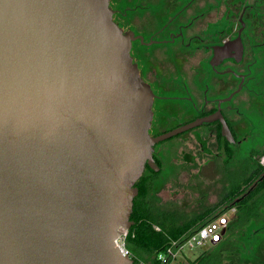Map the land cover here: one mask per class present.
<instances>
[{
  "label": "water",
  "instance_id": "95a60500",
  "mask_svg": "<svg viewBox=\"0 0 264 264\" xmlns=\"http://www.w3.org/2000/svg\"><path fill=\"white\" fill-rule=\"evenodd\" d=\"M113 14L110 0H0V264H135L116 241L155 146L217 118L232 141L219 113L150 135L141 37Z\"/></svg>",
  "mask_w": 264,
  "mask_h": 264
},
{
  "label": "flooded vegetation",
  "instance_id": "af4514ba",
  "mask_svg": "<svg viewBox=\"0 0 264 264\" xmlns=\"http://www.w3.org/2000/svg\"><path fill=\"white\" fill-rule=\"evenodd\" d=\"M182 1L141 0L140 6L120 10L118 0H110V7L114 21L125 33L141 37L133 41L131 55L155 95L151 136L219 113L232 141L223 135L219 118L172 137L191 134L187 141L194 151L183 154L184 160L188 154V164L209 168L221 161L233 165L238 161L233 146L244 142L260 146L240 169L245 173L244 183L228 209L232 217L222 241L205 251L219 255L222 264H264V0H202L204 7L199 13L194 9L197 0ZM153 6H161L169 15L159 28V18L164 21L165 17ZM199 21L203 26L196 29ZM144 33L150 34L147 43ZM161 35L166 38L159 39ZM140 42L156 48L134 51ZM174 115L189 120L165 130L161 124L166 116ZM156 146L155 167L147 164L144 174L161 171ZM250 225L257 226L251 235Z\"/></svg>",
  "mask_w": 264,
  "mask_h": 264
},
{
  "label": "rangeland",
  "instance_id": "374dc122",
  "mask_svg": "<svg viewBox=\"0 0 264 264\" xmlns=\"http://www.w3.org/2000/svg\"><path fill=\"white\" fill-rule=\"evenodd\" d=\"M182 2L187 3V0ZM141 0H118L117 8L123 9L124 7H136L140 6ZM204 1L197 0L194 6L195 13H199L200 8H203ZM156 8V6H153ZM160 12V16H164V21L160 17L158 20V28L161 27L167 20L168 13L165 14L161 6L156 8ZM162 11V12H161ZM170 13V14H174ZM161 20V21H160ZM203 26V22L199 21L196 25L198 27ZM219 26V25H218ZM145 43L149 40L150 34L144 33ZM166 38V36H159V39ZM141 44L134 45V51L145 50L153 51L156 46H147L144 42ZM135 56V52L133 53ZM140 69H144V66L140 64ZM193 116H198L197 114H192ZM163 121L162 127L166 129H171L179 124L186 123L189 119L183 115H174L173 118H169ZM175 130V129H174ZM173 131L169 130L168 132ZM188 138L192 139L191 134L184 135L182 138L178 139H167L159 143L157 148L156 157L159 160V165H161V171L156 177V191L150 196L151 203L155 212H160L166 216L171 222L181 225L195 216L203 213L208 209L217 207L216 210L207 219H210L218 214L223 209L227 208V204L216 206L228 192L239 187L244 183L243 171H240L244 166H246L249 160L250 153L259 148L260 146L252 145L250 143H242V145L233 146L232 152L238 155V161L232 162L234 165H226L221 161L213 163L209 168L200 167L199 165L188 164V154L185 155V160L183 159V154L188 152H193L192 143L187 141ZM234 160V159H233ZM198 163H203V158L199 157ZM226 216L232 217L230 210L226 211ZM257 226H248V232L250 235ZM156 230H160L156 227ZM203 250L195 248L193 251L186 254L189 260H197L202 254ZM215 255V254H214ZM217 263L222 264V259L219 255H216ZM193 261V262H194ZM192 264V262L190 263Z\"/></svg>",
  "mask_w": 264,
  "mask_h": 264
},
{
  "label": "trees",
  "instance_id": "16d2710c",
  "mask_svg": "<svg viewBox=\"0 0 264 264\" xmlns=\"http://www.w3.org/2000/svg\"><path fill=\"white\" fill-rule=\"evenodd\" d=\"M158 174L150 170L135 184L139 189V194L134 200V211L131 216L133 225L129 229L126 238V248L134 259L135 264H157L156 256L165 250L172 239L180 238L192 228L212 220L214 217L207 218L217 208L208 209L181 225L171 222L162 213H156L151 203L150 196L157 189L155 180ZM240 192V188L235 187L216 206L227 204V208L221 211L222 213L226 212L232 207V202L239 197ZM156 227H159L160 230H156ZM216 263L217 258L215 255L207 251H203L197 260L192 262V264Z\"/></svg>",
  "mask_w": 264,
  "mask_h": 264
},
{
  "label": "built area",
  "instance_id": "2783aa9c",
  "mask_svg": "<svg viewBox=\"0 0 264 264\" xmlns=\"http://www.w3.org/2000/svg\"><path fill=\"white\" fill-rule=\"evenodd\" d=\"M228 221L229 217L224 212L205 224L192 228L180 238L172 239L165 250L156 256L157 264H190L196 258L189 260L186 254L195 248L204 251L205 247L209 248L220 243ZM121 232L122 235L117 239L116 243L124 255L132 257L126 248V238L129 230L121 229Z\"/></svg>",
  "mask_w": 264,
  "mask_h": 264
}]
</instances>
